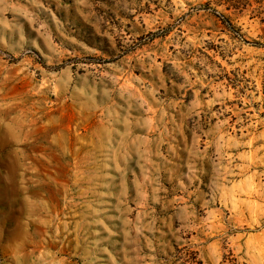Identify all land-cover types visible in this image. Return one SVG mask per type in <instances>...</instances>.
<instances>
[{"label": "rangeland", "instance_id": "obj_1", "mask_svg": "<svg viewBox=\"0 0 264 264\" xmlns=\"http://www.w3.org/2000/svg\"><path fill=\"white\" fill-rule=\"evenodd\" d=\"M0 264H264V0H0Z\"/></svg>", "mask_w": 264, "mask_h": 264}, {"label": "bare ground", "instance_id": "obj_2", "mask_svg": "<svg viewBox=\"0 0 264 264\" xmlns=\"http://www.w3.org/2000/svg\"><path fill=\"white\" fill-rule=\"evenodd\" d=\"M6 132L8 133V134H11V132L9 131V130H6ZM19 237V236H18ZM17 238V237H16ZM12 240V239H11ZM16 241H17V239H16Z\"/></svg>", "mask_w": 264, "mask_h": 264}]
</instances>
